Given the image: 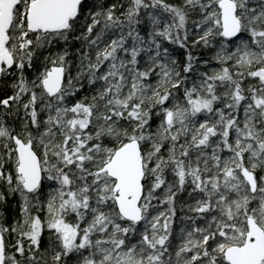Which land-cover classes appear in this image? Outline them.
<instances>
[{
  "label": "snow or ice",
  "instance_id": "snow-or-ice-1",
  "mask_svg": "<svg viewBox=\"0 0 264 264\" xmlns=\"http://www.w3.org/2000/svg\"><path fill=\"white\" fill-rule=\"evenodd\" d=\"M0 264H264V0H0Z\"/></svg>",
  "mask_w": 264,
  "mask_h": 264
},
{
  "label": "trees",
  "instance_id": "trees-1",
  "mask_svg": "<svg viewBox=\"0 0 264 264\" xmlns=\"http://www.w3.org/2000/svg\"><path fill=\"white\" fill-rule=\"evenodd\" d=\"M208 55H211V53H208ZM216 65L215 64H213V67H215ZM249 83H254V81H249ZM217 106H219V105H217ZM181 199H184V200H186L187 199V193H185L184 194V196L183 197H181ZM180 205H179V203L177 204V207H179ZM255 206V205H254ZM5 211H7V210H5ZM9 215H11V213L9 212L8 213ZM183 213H181V215H182ZM46 235V234H45Z\"/></svg>",
  "mask_w": 264,
  "mask_h": 264
}]
</instances>
